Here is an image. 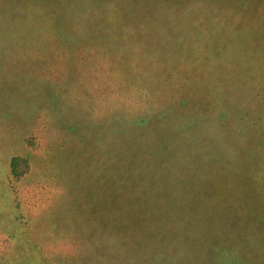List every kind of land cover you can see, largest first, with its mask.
I'll return each mask as SVG.
<instances>
[{
  "label": "trees",
  "instance_id": "obj_1",
  "mask_svg": "<svg viewBox=\"0 0 264 264\" xmlns=\"http://www.w3.org/2000/svg\"><path fill=\"white\" fill-rule=\"evenodd\" d=\"M222 1L59 0L46 16L49 29L40 36L48 39L51 71L74 75L84 105L103 118L116 113L131 122L115 165L107 147L78 135L76 149L56 143L61 134L47 141H55L52 149L37 142L30 154L11 152L3 181L29 242L44 237L50 217L39 212L45 200L26 197L37 175L48 179L55 213L77 220L79 234L107 244L120 264H147L170 231L164 246L177 264H264V204L253 201L264 195V34L251 31L264 28L253 3L259 11L264 4ZM242 21L252 28L240 30ZM46 103L62 115L58 102ZM222 143L236 157L257 158L256 168L218 161ZM41 254L45 264L63 263Z\"/></svg>",
  "mask_w": 264,
  "mask_h": 264
},
{
  "label": "rangeland",
  "instance_id": "obj_2",
  "mask_svg": "<svg viewBox=\"0 0 264 264\" xmlns=\"http://www.w3.org/2000/svg\"><path fill=\"white\" fill-rule=\"evenodd\" d=\"M262 1L264 4V0ZM217 2L222 3L223 1L217 0ZM58 3L59 0H0V254L2 255L0 263L45 264L46 259L41 258V253L45 250L53 261L58 259L63 261L62 264H120L113 257L115 252L111 251V248L107 249L109 248L107 244L103 243V246L100 247V243L96 242L93 236L79 234L77 229L80 226L77 220H71L60 210L55 213L54 194L49 192L46 187L48 179L37 175L33 178L35 181L27 186L30 191H32L31 186H34V195L26 197L28 199L38 198L40 201L45 200V203L42 202L44 206L39 212H42L43 215L50 214V217L42 227L44 228V237L29 242L24 236V219L20 214H16V211L11 207V188H7L3 181L5 179L4 167L7 165L12 151L19 154H30L35 152L38 146L37 142L43 144L44 148L50 146L52 149L56 143H64L71 144V147L75 146L76 149L78 146L77 135L78 139L81 138L80 140L84 143L107 147L112 157L111 161L115 165L120 140L123 137L122 131L131 122L129 118L116 113H110L103 118L102 112L93 111L86 103L84 105L82 96L77 92V78L74 75L70 77L64 71H51V61L45 51L48 39L45 38V35L43 38L40 35L49 29L46 16L54 11ZM253 4L259 13V20L264 22V8L259 11L258 2L255 1ZM218 8L227 10L225 5ZM244 17L250 20L248 15ZM245 22L242 21L240 30L252 28L250 22L247 24ZM259 30H263L264 34V28L251 31L259 32ZM16 44L18 48H15ZM43 48L45 52L41 54ZM228 67L225 68L227 72H223V78L232 89L231 77L226 74L231 72L230 66ZM228 92H223L224 98L232 97ZM48 100L58 102L57 106L62 115L45 107L48 103L44 104V102ZM158 112L161 114L162 110ZM158 121L163 122V119L159 118ZM66 129L74 131L72 136L66 135ZM61 134V139H58L56 143L51 139L54 145L47 143L51 137H60ZM138 135H144L141 127ZM33 137H37V139L34 140ZM224 145L226 143H222L224 151L218 161H221L222 158L227 163L249 165L250 168L247 169V172L256 168L250 164H256L257 158L236 157L235 152L231 149L232 145L229 146L230 148H226ZM257 155L260 156L258 153ZM41 164L40 166L43 168H49V165ZM263 175L264 173H261V180L264 179ZM262 187H264V183ZM241 190L247 191L248 186H241ZM258 194L260 195L253 197V201L264 204V195ZM30 201L28 205L25 203L23 206L27 205L29 214L33 210L31 208L33 202ZM36 201L34 200V202ZM233 204L236 205L237 202L233 200ZM243 213V211L240 212L237 221L242 219ZM241 215L243 216L241 217ZM259 222L264 226V219L259 218ZM92 223L94 222L90 221L87 224V229L90 230ZM153 225L158 226L157 222ZM64 231L67 232L66 235L62 234ZM87 232L90 234L88 230ZM14 234H16L15 238H18L16 243L13 241ZM89 236L91 239L88 238ZM169 237H172L171 231L170 235L165 232L160 237V240H163L159 247L152 250L151 255L148 253L145 257L147 264H156V262L158 264H177L173 261V253L164 246ZM20 239L22 240L20 241ZM173 241H175L174 238L171 243ZM41 244L47 246V249L42 250ZM95 248L99 249L95 252ZM160 249H164L170 254L168 259L166 255L161 254ZM108 252H111L113 260Z\"/></svg>",
  "mask_w": 264,
  "mask_h": 264
}]
</instances>
